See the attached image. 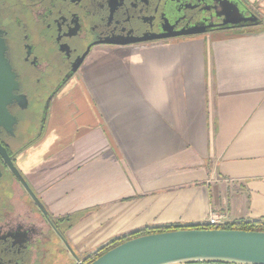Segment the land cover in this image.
Wrapping results in <instances>:
<instances>
[{
    "label": "crops",
    "instance_id": "1",
    "mask_svg": "<svg viewBox=\"0 0 264 264\" xmlns=\"http://www.w3.org/2000/svg\"><path fill=\"white\" fill-rule=\"evenodd\" d=\"M258 23L88 61L16 167L83 259L144 228L264 220V0Z\"/></svg>",
    "mask_w": 264,
    "mask_h": 264
},
{
    "label": "flooded vegetation",
    "instance_id": "2",
    "mask_svg": "<svg viewBox=\"0 0 264 264\" xmlns=\"http://www.w3.org/2000/svg\"><path fill=\"white\" fill-rule=\"evenodd\" d=\"M227 1L247 15L240 0ZM229 12L225 0H0L13 94L26 103L8 106L16 120L10 134L0 128L15 169L17 155L40 135L51 101L88 61L207 39L235 29L223 24ZM73 254L58 221L37 208L0 157V264H72Z\"/></svg>",
    "mask_w": 264,
    "mask_h": 264
},
{
    "label": "water",
    "instance_id": "3",
    "mask_svg": "<svg viewBox=\"0 0 264 264\" xmlns=\"http://www.w3.org/2000/svg\"><path fill=\"white\" fill-rule=\"evenodd\" d=\"M230 12L223 21L229 28L253 26L258 19L253 14L239 12L237 3L225 0ZM245 8V2L240 0ZM247 11V10H246ZM227 28V29H229ZM5 46L0 37V128L12 132L15 118L8 112L14 101L23 108L25 98L14 95L17 82L5 58ZM0 157L37 208L47 215L38 198L13 166L6 150L0 145ZM73 258H78L73 254ZM191 262H223L230 264H264V233L224 229H183L154 233L127 240L108 250L90 264H183Z\"/></svg>",
    "mask_w": 264,
    "mask_h": 264
},
{
    "label": "trees",
    "instance_id": "4",
    "mask_svg": "<svg viewBox=\"0 0 264 264\" xmlns=\"http://www.w3.org/2000/svg\"><path fill=\"white\" fill-rule=\"evenodd\" d=\"M183 229H224V230H243V231H255V232H263L264 233V220L259 221H238L229 223L223 226L218 227H209V226H200V225H191V226H180V225H168L166 227H154V228H144L139 231H135L126 236L114 238L108 243L99 247L93 254L87 255L84 257V261L82 264H90L93 260L101 256L103 253L108 250L114 248L115 246L120 245L121 243L144 235L161 233V232H169L174 230H183ZM183 264H230L223 262H191V263H183Z\"/></svg>",
    "mask_w": 264,
    "mask_h": 264
},
{
    "label": "built area",
    "instance_id": "5",
    "mask_svg": "<svg viewBox=\"0 0 264 264\" xmlns=\"http://www.w3.org/2000/svg\"><path fill=\"white\" fill-rule=\"evenodd\" d=\"M232 223L231 221H228L227 217L225 215L216 213V212H210L205 219L203 223H200L198 225L200 226H209V227H218V226H223L226 224ZM84 261L83 259H80L76 261L75 264H82Z\"/></svg>",
    "mask_w": 264,
    "mask_h": 264
},
{
    "label": "rangeland",
    "instance_id": "6",
    "mask_svg": "<svg viewBox=\"0 0 264 264\" xmlns=\"http://www.w3.org/2000/svg\"><path fill=\"white\" fill-rule=\"evenodd\" d=\"M74 260H75V259L73 258L72 261H71L72 264L74 263Z\"/></svg>",
    "mask_w": 264,
    "mask_h": 264
}]
</instances>
